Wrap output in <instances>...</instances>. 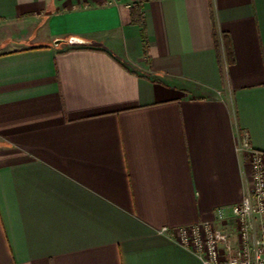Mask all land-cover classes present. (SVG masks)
<instances>
[{
	"label": "crops",
	"instance_id": "crops-1",
	"mask_svg": "<svg viewBox=\"0 0 264 264\" xmlns=\"http://www.w3.org/2000/svg\"><path fill=\"white\" fill-rule=\"evenodd\" d=\"M242 138L264 0H0V264H203L181 232L230 227Z\"/></svg>",
	"mask_w": 264,
	"mask_h": 264
},
{
	"label": "built area",
	"instance_id": "built-area-1",
	"mask_svg": "<svg viewBox=\"0 0 264 264\" xmlns=\"http://www.w3.org/2000/svg\"><path fill=\"white\" fill-rule=\"evenodd\" d=\"M247 141L240 139L236 148L246 153L250 168L244 197L230 209L236 231L219 230L206 221L181 232V243L191 248L203 264H264V152L252 149ZM217 217L225 219L226 210L219 208Z\"/></svg>",
	"mask_w": 264,
	"mask_h": 264
},
{
	"label": "trees",
	"instance_id": "trees-1",
	"mask_svg": "<svg viewBox=\"0 0 264 264\" xmlns=\"http://www.w3.org/2000/svg\"><path fill=\"white\" fill-rule=\"evenodd\" d=\"M141 13H140V7L137 5H133L132 7V21L134 23H140L141 21ZM224 42H226L225 38H224ZM226 44V49H227V52H229V49H228V45L227 43Z\"/></svg>",
	"mask_w": 264,
	"mask_h": 264
},
{
	"label": "rangeland",
	"instance_id": "rangeland-1",
	"mask_svg": "<svg viewBox=\"0 0 264 264\" xmlns=\"http://www.w3.org/2000/svg\"><path fill=\"white\" fill-rule=\"evenodd\" d=\"M231 222H232V223H231L230 227L234 226V227L236 228V227H237V226H236V221L232 219ZM226 225H227V224H226ZM216 227L219 228V230H220V229H223L224 231L230 232V227H229V225H228V226H225L224 224H218V225H216Z\"/></svg>",
	"mask_w": 264,
	"mask_h": 264
},
{
	"label": "water",
	"instance_id": "water-1",
	"mask_svg": "<svg viewBox=\"0 0 264 264\" xmlns=\"http://www.w3.org/2000/svg\"><path fill=\"white\" fill-rule=\"evenodd\" d=\"M71 42H76L74 39H71Z\"/></svg>",
	"mask_w": 264,
	"mask_h": 264
}]
</instances>
